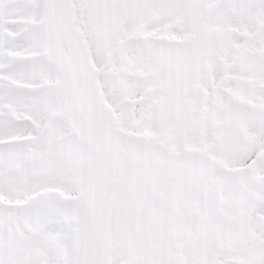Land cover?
I'll return each mask as SVG.
<instances>
[{
  "label": "snow or ice",
  "instance_id": "snow-or-ice-1",
  "mask_svg": "<svg viewBox=\"0 0 264 264\" xmlns=\"http://www.w3.org/2000/svg\"><path fill=\"white\" fill-rule=\"evenodd\" d=\"M0 264H264V0H0Z\"/></svg>",
  "mask_w": 264,
  "mask_h": 264
}]
</instances>
